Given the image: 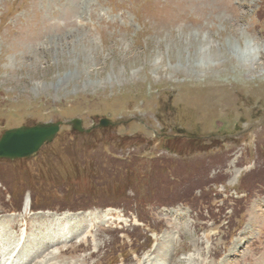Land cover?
Masks as SVG:
<instances>
[{"label":"rangeland","instance_id":"1","mask_svg":"<svg viewBox=\"0 0 264 264\" xmlns=\"http://www.w3.org/2000/svg\"><path fill=\"white\" fill-rule=\"evenodd\" d=\"M56 121L0 160L12 264H264V0H0V134Z\"/></svg>","mask_w":264,"mask_h":264},{"label":"water","instance_id":"2","mask_svg":"<svg viewBox=\"0 0 264 264\" xmlns=\"http://www.w3.org/2000/svg\"><path fill=\"white\" fill-rule=\"evenodd\" d=\"M61 121L36 123L30 126H18L4 130L0 135V158H28L48 142H51L58 132ZM107 119H101L100 125L106 126ZM74 130L82 131L79 119H72Z\"/></svg>","mask_w":264,"mask_h":264},{"label":"bare ground","instance_id":"3","mask_svg":"<svg viewBox=\"0 0 264 264\" xmlns=\"http://www.w3.org/2000/svg\"><path fill=\"white\" fill-rule=\"evenodd\" d=\"M10 243H11V242H10ZM11 244H12V243H11ZM4 251H7L8 256H11L13 250L11 251V250H8V248H7V249H5V248L3 249V248H2V249L0 250V255H1V256H2V254H4Z\"/></svg>","mask_w":264,"mask_h":264}]
</instances>
